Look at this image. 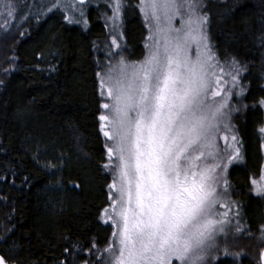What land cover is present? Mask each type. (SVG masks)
Listing matches in <instances>:
<instances>
[{
	"label": "trees",
	"instance_id": "1",
	"mask_svg": "<svg viewBox=\"0 0 264 264\" xmlns=\"http://www.w3.org/2000/svg\"><path fill=\"white\" fill-rule=\"evenodd\" d=\"M123 2L121 45L129 61H138L145 55L146 27L139 0ZM204 5L220 59L236 57L247 67L241 98L247 107L233 121L242 162L227 175L244 234L255 232L264 222V197L250 191L263 163L257 129L264 120L258 104L264 98V0H205ZM46 7L34 0L23 35L0 49V255L9 264H51L74 242L86 249L95 241L104 248L112 232L101 221L111 179L103 168L107 153L96 75V46L107 36L105 24L95 6L78 23H70L61 7L43 12ZM49 162L56 165L55 175L43 167ZM70 181L80 188L71 189ZM257 253L238 261L223 256L215 264H260Z\"/></svg>",
	"mask_w": 264,
	"mask_h": 264
},
{
	"label": "snow or ice",
	"instance_id": "2",
	"mask_svg": "<svg viewBox=\"0 0 264 264\" xmlns=\"http://www.w3.org/2000/svg\"><path fill=\"white\" fill-rule=\"evenodd\" d=\"M58 6L56 0L52 7ZM109 6L115 22L122 0ZM138 7L149 32L143 60L129 61L113 36L107 63L96 73L105 99L98 117L108 157L103 168L113 174L110 205L101 218L111 223V237L103 249L95 241L86 249L79 242L65 245L51 264H215L221 243L224 255H240L229 251L227 239H218L243 231L227 175L240 152L221 151L216 140H228L220 134L231 130L232 114L247 107L238 99L246 91L242 73L247 67L236 57L221 61L203 0H139ZM0 9L5 24L17 12L14 0H0ZM117 27L114 23L113 30ZM258 104L264 107V98ZM43 167L56 174L55 164ZM251 183L252 191L264 197V173ZM56 184L63 187L62 180ZM69 187L80 184L70 181ZM260 231L264 238V225ZM82 251L94 259H84ZM0 264L9 261L0 255Z\"/></svg>",
	"mask_w": 264,
	"mask_h": 264
},
{
	"label": "rangeland",
	"instance_id": "3",
	"mask_svg": "<svg viewBox=\"0 0 264 264\" xmlns=\"http://www.w3.org/2000/svg\"><path fill=\"white\" fill-rule=\"evenodd\" d=\"M204 1L205 0H203V3H204ZM36 2L40 3L41 8H43L44 5L50 6V7H46L43 9V12H48L49 9L52 8V5L54 3H56V0H36ZM14 3L16 4L17 12L14 14L13 17L9 18L10 22L8 24H5V22H4L5 18L3 16H0V25H3V27H0V49L4 48V45L6 42H8V44H9V41H11V39L15 35L16 36H17V34L21 35V33L23 32V25L25 23L24 22L25 16H26V14H28V12L32 11L30 7H31V4L34 3V0H14ZM110 3H114V0H86L85 4L82 6L79 5L76 2V0H59V6L58 7H61L65 13V16L68 17L69 19L73 20V21H76V20H79L80 22L82 21L83 17L80 16L81 9L83 10V13H85V10L90 6L98 7L102 21L104 22L105 28L107 31L106 38L104 40H102L100 43H98L96 46V47H98V53L96 55L97 56V62H98V71L101 70V66H103L107 63L106 52L109 50V48L111 46L112 37L116 36L118 39V43L122 44L121 39H120V37L122 36V9L119 13V16L115 20V22H113L111 19V17L113 16V8L109 6ZM122 5L124 6L123 0H122ZM0 11H3V9H0ZM141 17H142V21L145 25L144 17L142 14H141ZM114 23H115V25L119 26L115 29V31L113 30L114 29ZM173 23L175 26L179 27V21L178 20L174 21ZM148 35H149V32H148V28L146 27V37ZM144 45H145V41H144ZM106 46H108V47H106ZM144 49H145V46H144ZM9 51H10V48L8 46H6L7 56H8ZM145 54H146V50H145ZM143 58L140 60H143ZM8 60H12V58L10 57V58H8ZM140 60H138V61H140ZM221 61H223V60H221ZM242 75H243V73H242ZM98 84H99V79H98ZM99 93H100V89H99ZM241 98L242 97H240L238 99L240 101H242ZM101 99H102V103L105 102V99L103 97H101ZM236 102H237V98L234 97L232 99V103L235 104ZM242 104H243V102H242ZM262 108L264 111V107H262ZM103 112H104V109L101 108V114ZM236 114H237V112L232 114V118H231L232 128H231V130L222 132L220 134V136L226 135L228 137V140L225 141L224 139H221L219 136L217 137V140H216V144L221 151H224L226 149L228 152H233L235 149H239L241 158L234 161L231 165H229V168L236 163L242 162L241 148L239 145L240 142H239V138L237 136V133H236L234 125H233L234 117ZM100 124H101V122H100ZM262 127H264V120H263L262 125L259 126L257 129V132H258V135H259L260 141H261V150H262V154H263V163H262L261 172H260L259 176H257L256 178H253L257 181L260 180L262 173H264V132L260 131V129ZM102 135H103V133H102ZM233 135L236 136V141H232L231 137ZM103 138H104V142H106V138L104 137V135H103ZM106 163H108V157H107ZM106 171L109 173L111 183H112L113 174L110 170H106ZM252 180H251V182H252ZM250 191L253 194H255L252 191V183H250ZM230 193H231V196H230L231 200H234L237 202L236 195H235L236 192H234L232 188H230ZM109 205H110V200H109V204L106 208H108ZM103 210H102V212H103ZM220 211H227V209H220ZM233 212H235V209H233ZM101 221L103 222L102 218H101ZM233 223H235V221H233ZM104 224H106V223H104ZM107 224L110 225L111 231H112L113 229H112L111 223L109 222ZM240 224L242 226L241 222H240ZM262 225H264V222ZM242 229H243V231L241 233H235L233 231L232 233H230L228 235L227 238H225L223 236L218 238L220 241H224L225 239H227V246H228L229 251L232 253H239L240 255L238 257H234L231 255H224L222 250L225 247V245L223 243H221V245H220L221 250L217 254V259L220 257H223V256H229L234 261H238L240 256L243 254L249 253V254L256 255V254H258L257 250L259 252L261 251L259 246L264 243V238L261 237L260 229L255 231V232H247L245 234H244V227L243 226H242ZM248 248H249V250H247ZM100 249H103V248H100ZM92 258H94V257H92ZM87 259H88V257H87Z\"/></svg>",
	"mask_w": 264,
	"mask_h": 264
},
{
	"label": "water",
	"instance_id": "4",
	"mask_svg": "<svg viewBox=\"0 0 264 264\" xmlns=\"http://www.w3.org/2000/svg\"><path fill=\"white\" fill-rule=\"evenodd\" d=\"M86 1V0H85ZM262 250H264V247L262 248ZM261 252V251H260ZM259 263L261 264V262H260V255H259Z\"/></svg>",
	"mask_w": 264,
	"mask_h": 264
}]
</instances>
